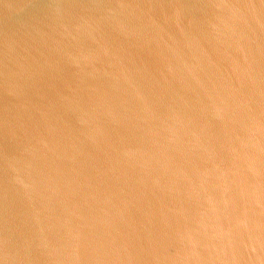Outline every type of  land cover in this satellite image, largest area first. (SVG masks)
<instances>
[{
	"label": "water",
	"instance_id": "95a60500",
	"mask_svg": "<svg viewBox=\"0 0 264 264\" xmlns=\"http://www.w3.org/2000/svg\"><path fill=\"white\" fill-rule=\"evenodd\" d=\"M0 264H264V0H0Z\"/></svg>",
	"mask_w": 264,
	"mask_h": 264
}]
</instances>
